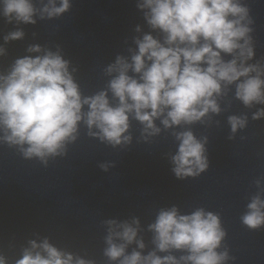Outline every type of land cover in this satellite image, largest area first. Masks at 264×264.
I'll return each instance as SVG.
<instances>
[{
  "label": "clouds",
  "instance_id": "1",
  "mask_svg": "<svg viewBox=\"0 0 264 264\" xmlns=\"http://www.w3.org/2000/svg\"><path fill=\"white\" fill-rule=\"evenodd\" d=\"M72 8L73 0H0V18L13 25L2 36L0 58L8 56L10 43L25 40L24 26L58 19ZM136 8L144 25H135L124 39V52L103 68L104 87L91 95L83 93L75 76L79 67L65 58L59 43L54 49L28 43L25 55L0 69V146L47 168L68 156L82 128L89 138L126 151L134 139L154 144L158 137H171L175 151L162 155L175 178L184 181L210 168L207 130L221 127L216 117L230 112L234 101L248 112L227 115L228 141L247 129L250 118L264 119V55H256V21L247 0H136ZM37 35L33 32V39ZM133 122L140 126L136 137ZM195 125L205 132L197 136ZM97 166L108 172L116 161ZM253 186L240 222L258 231L264 229V175ZM100 226L105 264H234L237 259L225 243L221 214L204 207L187 213L177 204L160 207L146 228L137 215L106 218ZM144 233L151 234L147 242ZM32 235L19 258L10 260L0 251V264H98L86 252Z\"/></svg>",
  "mask_w": 264,
  "mask_h": 264
}]
</instances>
